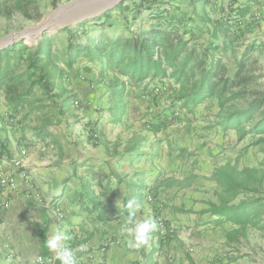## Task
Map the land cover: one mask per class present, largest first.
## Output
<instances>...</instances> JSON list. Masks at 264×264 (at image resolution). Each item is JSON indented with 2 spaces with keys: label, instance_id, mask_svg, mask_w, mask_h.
I'll use <instances>...</instances> for the list:
<instances>
[{
  "label": "crops",
  "instance_id": "crops-1",
  "mask_svg": "<svg viewBox=\"0 0 264 264\" xmlns=\"http://www.w3.org/2000/svg\"><path fill=\"white\" fill-rule=\"evenodd\" d=\"M222 1L218 7L225 12L200 14L198 17L205 19L201 23L189 8L178 28L188 32V38L193 36L190 45L205 48L214 42L212 55L225 50L221 55L227 67L237 65L247 47L253 48V58L264 54V0ZM244 8L249 13L235 23L228 37L213 41L211 22L221 18L232 24ZM239 47L242 53L238 59L235 50ZM256 60L262 61L259 57ZM70 72L72 81L59 78L55 92L61 97L73 95L74 100L63 105L64 116L54 117L46 130L31 105L14 117L22 126L15 131L10 123L15 119H10V110L0 95V148L6 146L10 155L2 156L0 171L10 169L14 161L21 162V168L14 171L15 189L0 194V264H54L57 257L47 241L57 231L65 235L64 244L73 251L74 264H175L181 259L182 264H198L214 238L223 231L228 238L239 229L231 222L218 224L221 217L212 214L210 206L218 203L208 194V188L215 194L218 191L214 170L228 160L222 161L221 156H181V152L190 151L191 144L175 149V126L169 130L173 136L165 137L163 130H144L141 123L127 129L123 121L129 112L139 109L140 101H150L162 93L163 85L168 86L170 96H175L180 83L144 82L157 89L140 92L145 95L140 101L132 94L143 86L128 84L123 95L124 113L117 121L111 111L116 105L111 95L116 74L103 61L91 63L83 58ZM130 85L134 88L128 92ZM171 86L175 88L171 90ZM94 125L100 133L96 146L89 141ZM218 128L223 142L238 136L236 131L224 136L227 132ZM22 150L26 154L22 155ZM197 158L199 164L209 160L208 169H188ZM130 199L139 205L136 218H152L157 223L149 244L140 249L128 246L126 204ZM181 220L190 223L189 233L175 235L162 245L159 222L166 221L165 226L171 228L179 227Z\"/></svg>",
  "mask_w": 264,
  "mask_h": 264
},
{
  "label": "trees",
  "instance_id": "trees-1",
  "mask_svg": "<svg viewBox=\"0 0 264 264\" xmlns=\"http://www.w3.org/2000/svg\"><path fill=\"white\" fill-rule=\"evenodd\" d=\"M156 2L141 0L139 5L150 3L152 8ZM36 8V0H0V17L11 19L19 13L32 19L31 10ZM248 13V8L240 10V18L233 20L232 24L221 18L213 20V41L220 37L227 38L235 23ZM108 17L109 13L98 20H108ZM173 23H158L113 37L104 30L95 36L81 32L87 23L64 28L62 31L69 34L60 60L65 67L54 59L55 35H44L35 47L21 41L0 50V95L4 96L10 116L17 118L26 107L34 105L32 111L37 113L43 130L52 124L54 117H63V105L74 100V96L61 97L56 93L57 80L66 71L72 70L78 59L83 58L91 63L103 61L116 74L111 82V95L116 100V105L111 109L115 120L119 121L124 113L123 95L128 84L174 80L181 86L174 99L181 102L184 109L191 110L211 98H217L220 112L216 126L225 132L236 131L238 141L249 136L256 138L254 145L260 146L264 153V90L247 89L251 82L261 78V74H254L256 69H250V66L257 64L253 58V48L247 47L236 65L235 73L230 75L222 55L211 53L214 42L198 50L190 45L193 36L188 38V32L178 28L182 21ZM38 91L41 96L36 98ZM247 96L251 101L246 108H233L231 103ZM161 130V126H153L155 133ZM94 134H98L100 140L98 126L90 129V142ZM99 140L93 145H98ZM2 156H10L4 145L0 148V162ZM213 178L218 186L216 195L219 203L210 204L212 214L221 217L218 224L231 222L239 226L229 234L228 239L236 241L248 227L264 230V159L256 167H243L241 170L237 163L224 164L214 170ZM240 194L248 197L233 203ZM174 236L175 231L171 228L165 234L159 232L162 245ZM54 264H60V261L57 259Z\"/></svg>",
  "mask_w": 264,
  "mask_h": 264
},
{
  "label": "rangeland",
  "instance_id": "rangeland-1",
  "mask_svg": "<svg viewBox=\"0 0 264 264\" xmlns=\"http://www.w3.org/2000/svg\"><path fill=\"white\" fill-rule=\"evenodd\" d=\"M73 1L77 0H36L37 8L36 10H31L32 19H27L19 13L14 15L11 19L0 17V43L8 42L12 36H16L13 42L25 41L30 47H35L41 39L39 36H27L22 38L19 34L24 30L37 27L56 8ZM221 1L222 0H157L151 8L150 3H146L142 6L139 5L141 0H128L108 11V20H98L100 18L98 17L85 21L83 23H87V25L80 31L88 33L89 36H95L100 30H104L109 36L113 37L117 34L136 31L139 28H147L158 23L167 25L174 22L178 24L184 21L186 16H188L190 13L189 8L191 10L194 9L191 14L198 18L199 23H201L203 20L198 17L200 14L207 16V14L215 11L217 15H222L225 12L223 7H218ZM224 1L226 2L227 0ZM179 14L181 16H179ZM75 26H72V28ZM62 30L63 29H60L56 33L46 34L55 35L54 59L63 67L60 60L62 59V52L67 45L69 34ZM219 44L221 43L219 42ZM192 46L196 47V44L192 43ZM215 48L216 47H214L213 50H215ZM197 49L199 50L200 48ZM235 52L239 59L241 57L242 48L239 47ZM224 53H226V51L221 50L217 54L223 55ZM258 57L261 58L262 61L257 60V64L250 66V69H256L254 74H261V78L251 82L247 87L250 91L264 90V54L259 53L258 56L254 57V60ZM236 69L237 66L233 63L228 67V74L233 75ZM70 71H66L61 77L65 82L72 81V72ZM60 85H62V83H60ZM137 85L143 86V88L133 90L132 95L136 101H140L145 97V95L140 92L145 94L149 89H153V91L157 89L151 87L149 84L144 85L143 83V85ZM131 88L134 87L130 85L128 87V92H130ZM170 88L173 90L175 87L171 86ZM163 89L162 93H158L155 97L150 98V101H140L139 109L127 114L123 120L127 124V129L131 128L134 123H141V127L144 130H150L153 126L158 125L162 127L164 136L169 137L170 135L173 136L172 133H169V130H173L172 126H175L177 128L175 132L177 143L175 144V149L178 148V145L191 144L190 151L181 152V156H198V158H200V156H212L213 158L221 156L222 161L228 160L226 163H231L232 165L237 163L239 170L243 167H256L264 159V153L261 151V147L254 145L256 138L252 136L242 140L243 143H241L242 141H238V136L233 140L229 137V139L224 142L219 138L221 135L218 130L220 129L216 126V123L218 121L220 108L217 98H211L196 108L189 110L184 109L181 106V102L174 99L175 96L172 97L167 93L168 86L163 85ZM40 96L41 93L38 91L35 97L39 98ZM158 96L160 98H158ZM250 101V97L247 96L231 103V105L235 109H242L246 108ZM98 107L99 106H97V109ZM136 116H138V118H136ZM11 118L14 117L10 116V119ZM14 119V122H10L13 125L11 127L14 128L15 131L22 129L21 124L16 123V118ZM95 126L97 125H94V127ZM228 132H234V130ZM228 132L225 133L224 136H226ZM193 141L196 142L195 147L193 146ZM203 141L206 142V144L204 143L205 145H203ZM90 143L93 145L92 142ZM198 158L194 164H191L187 168L198 170L199 172L203 169H208L207 164L209 160L204 161V164H199ZM208 190L210 199L219 203L218 196L212 192L211 188H208ZM247 197L248 196L245 194H240L233 203H238ZM164 223L167 222L164 221ZM262 224H264V217ZM190 226L189 222H183V220H181L179 227H171V230L175 231V235L184 237L189 233ZM225 236V231H223L220 233L219 238H214L212 240L213 243L206 250V254H204L198 264H264V230H260L256 227H248V229L244 231V234L242 233L238 236L236 241H232ZM225 238L226 241L224 240ZM188 252L191 253L189 248ZM182 262V259L181 261L176 260L175 264H182Z\"/></svg>",
  "mask_w": 264,
  "mask_h": 264
},
{
  "label": "water",
  "instance_id": "water-1",
  "mask_svg": "<svg viewBox=\"0 0 264 264\" xmlns=\"http://www.w3.org/2000/svg\"><path fill=\"white\" fill-rule=\"evenodd\" d=\"M125 0H77L56 8L43 22L33 29L24 30L19 36L42 38L46 33H56L60 29L75 26L103 16ZM12 36L8 42L0 43V50L13 45Z\"/></svg>",
  "mask_w": 264,
  "mask_h": 264
},
{
  "label": "clouds",
  "instance_id": "clouds-1",
  "mask_svg": "<svg viewBox=\"0 0 264 264\" xmlns=\"http://www.w3.org/2000/svg\"><path fill=\"white\" fill-rule=\"evenodd\" d=\"M126 208L129 210V226L125 228L129 237L128 246L133 249L147 246L152 232L157 228L156 221L152 218H136V210L139 208V205L134 199L127 201ZM65 239V235L57 231L50 236L47 241V247L55 253L60 264H74V253L65 246Z\"/></svg>",
  "mask_w": 264,
  "mask_h": 264
},
{
  "label": "built area",
  "instance_id": "built-area-1",
  "mask_svg": "<svg viewBox=\"0 0 264 264\" xmlns=\"http://www.w3.org/2000/svg\"><path fill=\"white\" fill-rule=\"evenodd\" d=\"M90 131V130H89ZM92 143L96 142L99 140V136L98 134H94L92 135ZM21 154L24 155L26 154L25 150L21 151ZM21 168V162L20 161H14L12 163V166L10 169L6 170V171H0V194H3L6 190H14L15 186H16V174H15V170H18ZM149 201L152 200V197L150 196L148 198ZM61 215V213H59V216ZM164 222H159V224L161 225V229L163 231V234H165L169 228L167 226H165V223L163 225Z\"/></svg>",
  "mask_w": 264,
  "mask_h": 264
},
{
  "label": "bare ground",
  "instance_id": "bare-ground-1",
  "mask_svg": "<svg viewBox=\"0 0 264 264\" xmlns=\"http://www.w3.org/2000/svg\"><path fill=\"white\" fill-rule=\"evenodd\" d=\"M29 36V35H28ZM30 37V36H29ZM31 37H34V36H31Z\"/></svg>",
  "mask_w": 264,
  "mask_h": 264
}]
</instances>
